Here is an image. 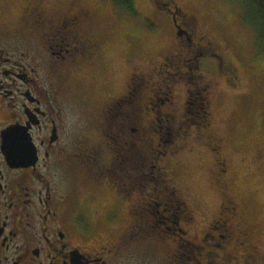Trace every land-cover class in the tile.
<instances>
[{
    "label": "flooded vegetation",
    "instance_id": "flooded-vegetation-1",
    "mask_svg": "<svg viewBox=\"0 0 264 264\" xmlns=\"http://www.w3.org/2000/svg\"><path fill=\"white\" fill-rule=\"evenodd\" d=\"M154 2L167 13L177 48L182 41L189 54L181 59L179 52L167 54L161 67L186 68L192 82L207 78L214 61L234 86L238 68L201 29L199 15L177 0ZM20 7L14 22L5 19L7 8L0 4V264H264L261 229L227 191L221 138L207 139L222 197L208 228L189 226L196 216L172 177L162 192L154 185L144 191L138 176L131 188H122L120 170L128 152L109 149L108 140L116 138L111 132L117 130L125 144L132 134L182 131L193 113L194 91L187 88L181 107L172 90L160 87L150 89L143 102L136 94L141 88L132 84L148 74L133 64L129 89L99 95L105 101L96 109V96L79 82L80 73L102 57L105 43L103 34L93 33V9L72 4L58 11L46 0H22ZM140 58L144 65L147 59ZM211 81L202 90L211 89ZM64 100L73 112L65 111ZM141 109L149 113L147 128L140 126ZM131 122L139 127L128 135L125 125ZM138 136L131 149L139 153ZM8 152L23 159L12 161ZM32 156L34 163L27 159Z\"/></svg>",
    "mask_w": 264,
    "mask_h": 264
},
{
    "label": "rangeland",
    "instance_id": "rangeland-1",
    "mask_svg": "<svg viewBox=\"0 0 264 264\" xmlns=\"http://www.w3.org/2000/svg\"><path fill=\"white\" fill-rule=\"evenodd\" d=\"M21 1L0 0V4L7 8L6 13H3L7 16L5 19L17 21ZM177 1L184 9L193 10L199 15L201 29L215 39L235 63L239 79L234 86H230L224 74L217 71L218 66L214 61L209 63L210 71L206 73L207 78L203 79L196 75L192 82L187 80L190 75L186 68L179 71L172 64L161 67L160 63L164 57L172 51L179 52V59L189 54L188 47L182 41L180 48L185 50L177 48L175 44L177 40L170 27L168 15L157 10L154 0H135L136 8L140 12L138 15L122 12L113 0H46V3L56 8L76 4L93 9L90 19L93 33L103 34L105 43L102 57L95 65L80 73L79 82L96 96L92 102L96 109L105 101L104 98L101 100L99 95L107 96L110 89L120 90L119 92L129 89L133 64L142 66V70L148 74V81L137 79L132 84L134 88L139 86L138 90L141 88L142 93L136 94L142 97L143 102L150 89L160 87L164 92L169 93L172 90L176 104L181 107L187 88H191L195 94L193 99L189 100V110L192 111L201 104L200 89L206 80H212L211 89L206 91L210 101L209 122L205 124L206 127L189 125L188 122V125L183 127L188 135L186 134L182 145L177 148L178 152L172 154L173 148L169 147L171 152L158 162L159 158L155 159L154 151L159 149L157 144L165 129H157V132L152 133L153 145H149L145 136L132 134L133 128L139 127L132 122L125 125L129 129L126 130L128 135L132 134L129 135L130 140H127L129 143L124 144V138L117 137L114 134V132L118 134L117 130H113L111 135L116 138L108 140L109 149L116 150L118 147L119 150L122 149L121 153L125 150L128 152L126 155L128 163H124L125 168L120 170L124 181L121 183L123 190L127 191L126 184L130 188L133 186L131 182L135 177L140 174L152 175L154 170L161 167L162 175L164 174L161 178L172 177L173 183L177 184L180 193L193 208L196 221L189 226L202 230L208 228L210 221L217 217L221 210V191L215 181L217 169L207 142L210 136L221 138L228 162L227 191L242 205L253 225L261 229L260 246L264 250V51L257 46L251 26L243 21L244 11L239 2ZM141 54L148 63L145 61L142 65ZM158 94L160 98L166 96L165 93ZM64 105L67 112H73L71 110L75 109L73 107L70 110L72 107L70 101L64 100ZM78 114L84 121L83 114L80 111ZM139 115L146 117L149 113L141 109ZM71 116L74 117V113H71ZM118 121L117 124L125 130L124 125L120 124L123 120L118 118ZM143 122L146 123V120ZM165 122L168 124L167 120ZM137 136L140 138L137 139L138 145L143 150V152L139 150L138 154L136 150L131 149L132 142H135ZM151 264L158 263L154 261ZM169 264L177 262L171 260Z\"/></svg>",
    "mask_w": 264,
    "mask_h": 264
},
{
    "label": "trees",
    "instance_id": "trees-1",
    "mask_svg": "<svg viewBox=\"0 0 264 264\" xmlns=\"http://www.w3.org/2000/svg\"><path fill=\"white\" fill-rule=\"evenodd\" d=\"M234 1H237L241 4L243 11H244L242 15V19L245 23L251 26V29L254 32V40L257 46H259L261 51H264V0H234ZM113 2L122 12H126L131 15H138L140 13L136 8L135 0H113ZM171 53H174V51H172ZM200 90H202V88ZM200 101H201L200 102L201 104L192 110L193 113L190 114L188 122H189V125L194 124V125L206 127L205 124H208L209 116H210V108H209L210 101L204 90H202V96L200 98ZM145 111L146 113H148L147 112L148 110H145ZM141 117L143 118V120L144 119L146 120L148 116L146 117L141 116ZM142 125L147 128L146 123L143 122ZM179 129H180L179 127H175V128L168 127L167 129L165 128L164 133H161L162 135H160V138L158 141L159 144H157L159 149H156L154 151L156 152L155 154L157 155V156L155 155V159L159 158L157 160L158 162H161V159L164 155H168L169 152H171L169 151V147L173 148V151L171 152L172 154L173 152H178L179 149L177 148L182 145L181 142H183L184 139L188 135L187 130L182 128V131H180ZM152 133H155V132L147 131V132L142 133V135L145 136L146 141H149V145H153L152 140L154 139V137H152L153 136ZM145 155L147 156L146 153ZM142 157H143V154H142ZM150 158H152V156H150ZM124 163L122 164L121 169H123ZM161 171H162L161 167H158L156 170L153 171L152 175L143 176V174H140L138 176L145 182V186L143 188L144 191L151 190V187L149 188V186H152V185L155 186V190L160 191V192L168 190L167 188H168L169 180L166 177L161 178V176L164 175V174L162 175Z\"/></svg>",
    "mask_w": 264,
    "mask_h": 264
},
{
    "label": "water",
    "instance_id": "water-1",
    "mask_svg": "<svg viewBox=\"0 0 264 264\" xmlns=\"http://www.w3.org/2000/svg\"><path fill=\"white\" fill-rule=\"evenodd\" d=\"M9 154V159L10 160H12V161H21L22 159H23V157L22 156H19L17 153H13V152H8ZM33 153V152H32ZM27 159H28V161L30 160H32V163H34L35 162V159H36V157H31V158H28L27 157Z\"/></svg>",
    "mask_w": 264,
    "mask_h": 264
}]
</instances>
